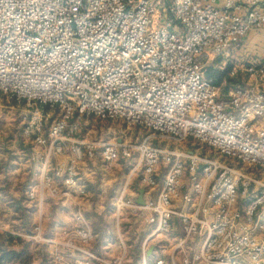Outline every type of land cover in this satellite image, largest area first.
<instances>
[{
    "label": "built area",
    "instance_id": "obj_1",
    "mask_svg": "<svg viewBox=\"0 0 264 264\" xmlns=\"http://www.w3.org/2000/svg\"><path fill=\"white\" fill-rule=\"evenodd\" d=\"M252 30H264L262 0L221 6L217 0H0V98L32 109L23 134L47 147L28 199L82 196L77 165L98 150L106 165L135 151L146 187H157L159 165L167 172L154 201L139 207L121 194L116 211H150L155 239L168 237L171 219L178 218L181 244L201 241L193 254L182 252L180 264H264L262 180L218 160L151 144L152 138L191 140L264 175V58L245 70L257 82L236 86L224 98L206 72L208 63L225 66ZM88 117L151 134L137 145L73 140ZM66 152L67 166L50 163ZM61 235L72 264L100 261L89 250L95 235L88 226ZM53 262L62 264L61 254ZM108 264H123V258ZM140 264L174 263L159 255L148 261L143 253Z\"/></svg>",
    "mask_w": 264,
    "mask_h": 264
},
{
    "label": "crops",
    "instance_id": "obj_2",
    "mask_svg": "<svg viewBox=\"0 0 264 264\" xmlns=\"http://www.w3.org/2000/svg\"><path fill=\"white\" fill-rule=\"evenodd\" d=\"M224 1L217 0L218 6ZM263 58L264 30H252L234 48L226 64L234 62L240 70L241 67L257 65ZM219 64L223 66L222 63ZM232 68L234 69L233 66ZM256 82L255 77L248 76L245 86ZM8 134L11 147L4 148V151L0 149V263L6 258L8 261L5 264H31L25 255L30 245L29 238L37 233L43 242L52 244L48 247L60 249L61 243L58 241L62 239V236L61 239L59 237L61 232L81 226H88L95 235L89 250L100 261L94 264H108L118 257L123 258V264H140L143 253L148 261L159 255L167 263L172 260L174 264H180L183 251L191 255L199 249V239L181 244L182 232L176 217L170 221L171 234L166 238L155 239L152 237L154 225L148 222L152 216L150 211L138 208L116 211V201L121 194L125 200L136 205L138 192L143 190L144 204L154 201L167 172L165 166L157 167V187L150 189L141 183V165H99V156L98 159L95 157L76 167L78 179L85 189L84 195L53 197L44 194L41 201L29 200L28 189L39 181V155L43 157L41 153L43 154L44 147L32 142L33 146L30 148L28 143L23 141L21 132ZM186 152L195 154L193 149H187ZM29 153L32 163L28 160ZM34 156L36 160L32 159ZM70 158L69 153L54 156L53 164L65 167ZM187 180L185 175L186 184ZM55 184L60 192L65 190L61 178H57ZM30 203L34 204L35 209L31 215ZM32 218L37 219V222L31 223ZM157 249H162V252L157 253ZM32 264H40V261Z\"/></svg>",
    "mask_w": 264,
    "mask_h": 264
},
{
    "label": "rangeland",
    "instance_id": "obj_3",
    "mask_svg": "<svg viewBox=\"0 0 264 264\" xmlns=\"http://www.w3.org/2000/svg\"><path fill=\"white\" fill-rule=\"evenodd\" d=\"M171 0H164L165 3L169 4ZM177 29L179 28L177 24H172ZM220 61H216L214 63H208L206 66V71L208 69H213L214 71L220 72L226 69L229 65V71L225 75L224 78L221 79L219 83L220 87V94L224 98L227 96V93L236 86H245L246 80L248 79L249 74L244 72L246 67H241L240 70L238 69V65H235L233 62L232 64H226L225 66H221L219 64ZM234 69L232 68V66ZM234 71L232 74L231 72ZM248 75V76H247ZM31 108L27 107L24 102H16L11 99H6L5 97L0 98V149L4 151V148L11 147V139L8 133L10 132H21V136L23 141L28 143L27 145L33 146L31 143L33 142L32 136L30 135L25 136L23 134L24 131V122L30 121V114ZM44 111L48 114H51L52 111H48V109H44ZM53 118V116H51ZM50 124V120L43 125L42 132L43 135L47 133V127ZM151 133L139 128V127H128L120 121L117 120H100L94 117H88L82 119L79 123V130L72 137L73 140L77 142L83 141H90L98 144L103 143H111V144H124V145H137L144 137L150 135ZM35 144V143H34ZM153 147L158 148H167L170 151H186L187 149H193L195 154L199 158H203L205 160L215 161L218 160L219 163L222 165H232L236 168H241L242 173L248 175L249 177L262 180L264 183V175H260L259 172L255 168H249L241 166L242 164L236 163L233 160L226 159L224 157H218L215 152L207 147L200 146L196 142L188 140L184 143H177L170 140H160L157 138H152L151 142ZM44 147V148H43ZM43 148V157L39 155V162L44 160V157L47 153V147L42 146ZM31 153V152H30ZM29 153L28 160L29 162H33L31 160ZM100 151L96 152L95 157H99ZM67 154V152L65 153ZM64 154V155H65ZM63 156V155H62ZM33 160H36V156L32 157ZM41 159V160H40ZM101 160V159H100ZM54 156L50 157V163H53ZM139 161V155L135 152H129L128 156L119 155L118 159L109 165H137ZM99 165H106L103 162H100ZM42 166V165H41ZM40 166V168H41ZM36 202V201H35ZM34 209V204L30 203V215L33 214L32 210ZM35 210V209H34ZM51 211V210H50ZM31 223H36L37 219H30ZM32 235H30L31 237ZM62 236V239H61ZM61 241L59 240L58 243L60 244V249H52L48 247L46 244L47 242H43V239L38 238V234L32 238H29L30 245L27 247L25 255L27 256L26 260H29V263L40 261V264H54L53 262V255L56 253L61 254L63 258L62 264H72L73 259L71 258V252L62 246L65 244L66 240L63 235H59ZM37 241L39 244H37ZM8 260L5 258L1 261L5 264ZM0 263V264H1ZM9 264V263H8Z\"/></svg>",
    "mask_w": 264,
    "mask_h": 264
},
{
    "label": "trees",
    "instance_id": "obj_4",
    "mask_svg": "<svg viewBox=\"0 0 264 264\" xmlns=\"http://www.w3.org/2000/svg\"><path fill=\"white\" fill-rule=\"evenodd\" d=\"M229 71V66L224 69L223 71H220V72H217V71H214L213 69H208L206 72H207V75L212 78V80L214 81V83L219 86V83L221 81L222 78L225 77V75L228 73Z\"/></svg>",
    "mask_w": 264,
    "mask_h": 264
},
{
    "label": "water",
    "instance_id": "obj_5",
    "mask_svg": "<svg viewBox=\"0 0 264 264\" xmlns=\"http://www.w3.org/2000/svg\"><path fill=\"white\" fill-rule=\"evenodd\" d=\"M143 190L138 192V199L136 200V205L139 207L144 206V201H143Z\"/></svg>",
    "mask_w": 264,
    "mask_h": 264
}]
</instances>
